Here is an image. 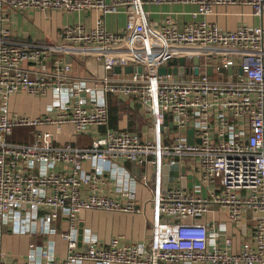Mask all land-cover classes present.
I'll list each match as a JSON object with an SVG mask.
<instances>
[{
  "label": "built area",
  "instance_id": "obj_1",
  "mask_svg": "<svg viewBox=\"0 0 264 264\" xmlns=\"http://www.w3.org/2000/svg\"><path fill=\"white\" fill-rule=\"evenodd\" d=\"M229 6L264 18V0H0L1 22L11 11L96 13L92 23L63 25L54 43L15 40L0 27V264H264V22L227 28L210 19ZM122 14L124 26L108 29V15ZM77 56L101 61L105 74L74 76ZM180 58L171 67L184 74L159 73ZM19 92L50 94L45 112H12ZM109 95L139 104L146 130L110 128ZM66 125L94 134L91 144L57 142ZM22 127L34 130L31 142L11 139ZM175 164L186 166V187L180 170L165 171ZM139 184L151 190L147 241L102 242L84 227L80 241L84 211L145 214ZM249 211L258 217L236 250L229 224ZM3 226L44 240L10 258Z\"/></svg>",
  "mask_w": 264,
  "mask_h": 264
},
{
  "label": "crops",
  "instance_id": "obj_2",
  "mask_svg": "<svg viewBox=\"0 0 264 264\" xmlns=\"http://www.w3.org/2000/svg\"><path fill=\"white\" fill-rule=\"evenodd\" d=\"M157 10L158 8H154ZM164 9H167L165 7ZM218 10L227 11L229 15L213 16L210 19L217 21L222 27L235 28L239 23L248 21L249 23L261 24L264 18L252 17L249 7L229 6L220 7ZM245 13V15H242ZM96 13H76L64 14L61 12H41L37 10H26L23 13L11 11L9 19L6 22L0 21V27L6 26L11 31V38L15 40H23L35 43H54L58 41L61 27L67 23L76 22H93ZM125 16L108 15L106 23L110 30H117L125 24ZM72 63V74L76 77H82L92 82L96 77H102L105 74L103 63L93 57L77 56L70 58ZM50 94L45 97H33L24 92H19L10 98V108L12 112L21 113L27 116L42 115L48 103L50 102ZM110 103V123L112 129L118 130H136L141 133L148 126L144 113L140 105L129 104L127 101H120L114 95L108 97ZM117 108L113 110V107ZM138 122H142L141 126ZM135 129H133V127ZM63 132L58 134L57 142L59 143H74L80 146H89L94 138V134L76 135L73 132L71 125H66ZM20 132V138H15L14 141L21 143H29L33 140L34 130L28 128ZM104 131V128H100ZM23 135V136H22ZM134 168L133 163L128 164ZM58 169V168H57ZM145 170V169H144ZM189 178L188 186H192V181ZM182 184V180H180ZM182 186L186 187L182 184ZM151 197L150 188L144 187L142 184L138 186V198L141 202H146L145 214L121 213V212H106L98 210L84 211L81 214V219L84 221L83 227L94 231L102 242H107L113 236L122 235L126 240L147 241L150 237L152 204L149 202ZM256 214L246 212L243 218L233 224H229L230 233L234 239L235 249H239L241 243L249 234L253 227ZM198 220L204 222L205 217ZM56 241L60 256L65 255L66 244L58 235L52 236ZM44 240L43 237L31 234H13L5 226L2 227V247L10 258L21 259L27 252L31 243H40ZM85 264H93L86 262Z\"/></svg>",
  "mask_w": 264,
  "mask_h": 264
},
{
  "label": "water",
  "instance_id": "obj_3",
  "mask_svg": "<svg viewBox=\"0 0 264 264\" xmlns=\"http://www.w3.org/2000/svg\"><path fill=\"white\" fill-rule=\"evenodd\" d=\"M194 62L196 64H198L199 63V58L198 57H195L194 58ZM177 63L183 65L185 63V59L184 58H180L178 60L177 59L172 60L169 63V66L168 67H166V66L161 67L159 69V73L160 74H166L167 72H173L174 74H178V73L184 74V72H185L184 67H181L180 69H178L176 66L174 68L171 67L173 65H176ZM134 69H136L138 72H142L143 71L142 66H138L136 68H134L133 66H126L125 67V72L126 73H130V72L134 71ZM121 70H122L121 69V66H116L115 67V71L116 72H121ZM221 71L222 72H225L226 70L222 68ZM208 72H209V74H211L212 73V70L210 69ZM240 72H242V69H240ZM194 73L196 75H198L199 74V68H195ZM228 73H231V70L230 69L228 70ZM166 120H168V117L166 118ZM168 124H169L170 127L173 126V123L172 122H169ZM167 130H168V128L165 127L164 128V131L167 132ZM193 133H194L193 129L188 130V135H189L188 141L190 143L193 142V140H192ZM133 165H134V169L137 171V176H139V174H140V168L139 167H135V164L134 163H133ZM179 170H180L181 174L183 175L181 177L182 184L185 185V182H186V177H185L186 166L185 165L179 166L178 164H175V165L170 166V167L165 166V171L168 172V174L170 176H178L179 173H180ZM168 180H169V176L168 175H165V177H164V187L166 186ZM82 232H83V223H80V229H79V233H80L79 239H80V241L82 239ZM80 244H81V242H80Z\"/></svg>",
  "mask_w": 264,
  "mask_h": 264
},
{
  "label": "rangeland",
  "instance_id": "obj_4",
  "mask_svg": "<svg viewBox=\"0 0 264 264\" xmlns=\"http://www.w3.org/2000/svg\"><path fill=\"white\" fill-rule=\"evenodd\" d=\"M248 15H249V14H248ZM249 16H251V15H249ZM246 22H248V21H246ZM251 23H252V22H251ZM141 124H142V122H138V125H139V126H141ZM135 127H136V126H134L133 129H135ZM22 131H24V130H22V129H18V130L16 131V133H17V132H22ZM20 134H21V133H19V134H15V138H17V139L20 138ZM22 136H23V135H22ZM249 212H250V211H249ZM250 213H251V212H250ZM85 248H87V246H85Z\"/></svg>",
  "mask_w": 264,
  "mask_h": 264
},
{
  "label": "trees",
  "instance_id": "obj_5",
  "mask_svg": "<svg viewBox=\"0 0 264 264\" xmlns=\"http://www.w3.org/2000/svg\"><path fill=\"white\" fill-rule=\"evenodd\" d=\"M117 107L116 106H114L113 107V110H115ZM18 129H22V130H24L25 131V133L27 132L26 130L28 129V128H24V127H22V128H17V129H15V131L13 132V134L14 133H16V131L18 130ZM23 131V132H24ZM133 131H136V130H133ZM20 132H17L16 134H19ZM26 135H29V133H26ZM11 139L14 141V139H13V136H11Z\"/></svg>",
  "mask_w": 264,
  "mask_h": 264
}]
</instances>
